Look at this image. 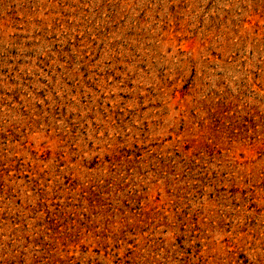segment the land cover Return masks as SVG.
I'll use <instances>...</instances> for the list:
<instances>
[{"label":"rangeland","instance_id":"1","mask_svg":"<svg viewBox=\"0 0 264 264\" xmlns=\"http://www.w3.org/2000/svg\"><path fill=\"white\" fill-rule=\"evenodd\" d=\"M0 264H264V0H0Z\"/></svg>","mask_w":264,"mask_h":264}]
</instances>
